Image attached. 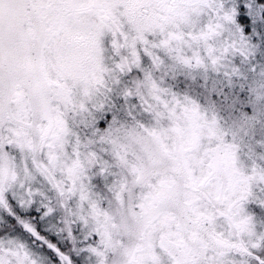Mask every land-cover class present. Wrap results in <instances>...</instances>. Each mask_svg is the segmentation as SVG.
Listing matches in <instances>:
<instances>
[{"label":"snow or ice","instance_id":"snow-or-ice-1","mask_svg":"<svg viewBox=\"0 0 264 264\" xmlns=\"http://www.w3.org/2000/svg\"><path fill=\"white\" fill-rule=\"evenodd\" d=\"M0 264H264V0H0Z\"/></svg>","mask_w":264,"mask_h":264}]
</instances>
